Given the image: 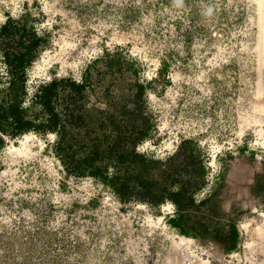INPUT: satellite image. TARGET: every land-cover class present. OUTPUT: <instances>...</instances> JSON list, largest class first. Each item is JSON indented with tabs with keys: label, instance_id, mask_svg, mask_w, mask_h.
<instances>
[{
	"label": "rangeland",
	"instance_id": "1",
	"mask_svg": "<svg viewBox=\"0 0 264 264\" xmlns=\"http://www.w3.org/2000/svg\"><path fill=\"white\" fill-rule=\"evenodd\" d=\"M31 39L12 86L4 54ZM52 80L63 138L32 128L0 148V264H264V0H0V100L19 94L42 124L36 93ZM142 129L137 152L167 173L195 148L189 209L120 199L75 168L113 164L116 132L130 150ZM129 165L166 192L191 177Z\"/></svg>",
	"mask_w": 264,
	"mask_h": 264
},
{
	"label": "trees",
	"instance_id": "2",
	"mask_svg": "<svg viewBox=\"0 0 264 264\" xmlns=\"http://www.w3.org/2000/svg\"><path fill=\"white\" fill-rule=\"evenodd\" d=\"M6 26L7 24L5 23L1 30H6ZM19 44L25 47L23 52L13 54L12 56L11 54H4V63L12 75L10 82L12 86H15L16 80L24 81V69L30 63L32 57L31 51L37 46L38 39H31L28 44H24L22 40H19ZM62 81L64 80L58 82L56 80H52L39 86L36 93V99L48 115L42 124L36 126L32 120L26 119L24 110L21 106V97L19 94H13L12 92L10 97L6 100H0V148L5 142L4 135L6 133L16 135L32 128L57 132L60 136H62L61 138H63L61 132H65V125L61 124L59 114H57L52 107L53 101L59 92L58 87L60 83L62 84ZM65 82L72 89H78V91L85 89L84 83L76 84L73 81L70 82L69 80H65ZM64 86L65 85L60 86V88H64ZM126 113L129 114L128 112ZM146 133L147 130L142 129L139 133H137V136H133L130 141L128 140L127 142L132 144V149L128 150L127 148H124L123 136L116 132L114 140L108 143L109 152L112 153L110 156L112 158L110 159H113V164L112 162L98 163L97 159L100 158L102 160V156H98V158H96L87 155L78 161L75 168L80 170V168L83 167L84 171H89L87 174L90 176L100 178L105 181L120 199H138L140 201H147L158 205L167 198L175 204L179 212L189 209L194 202V192L201 186L202 183L199 182V179L193 178L192 176L197 175L196 172H201V174L203 172L202 167L200 169L196 167L198 162L196 160L197 155L192 153L193 150L196 151L195 148H193L192 152L187 155L188 160H186V164L184 166H179L180 168L189 169L188 172L191 174V177H188V180L185 183L181 182V180H177L178 182L176 183H178V186L169 190V192L165 191L168 188L167 186H162L161 182L158 180L149 181L150 178H147V176L144 177L141 175L144 179L141 181L139 179L138 184H134L132 182L135 174H129V170L131 169V165H129V163L133 165V168H135L137 163L142 164V166L146 168L145 170L147 173L151 169L158 170L160 174H162L160 177L164 176L163 178L166 179L172 172L179 171V167H177L171 169L170 173H167L165 169H161L163 164L160 160L146 158L143 154L137 152L135 148L138 144L137 140L142 139ZM183 144H185V141ZM57 146L59 151L63 149L61 142L58 143ZM100 154H102V152ZM109 167L111 168L109 169ZM174 225L180 229L179 224ZM230 245V242L226 243L228 248L232 246Z\"/></svg>",
	"mask_w": 264,
	"mask_h": 264
},
{
	"label": "bare ground",
	"instance_id": "3",
	"mask_svg": "<svg viewBox=\"0 0 264 264\" xmlns=\"http://www.w3.org/2000/svg\"><path fill=\"white\" fill-rule=\"evenodd\" d=\"M27 136V135H26ZM200 263V262H199ZM201 264H205V261H202Z\"/></svg>",
	"mask_w": 264,
	"mask_h": 264
}]
</instances>
